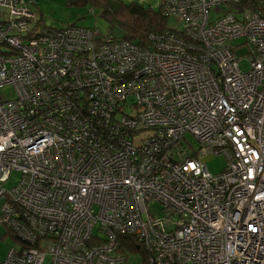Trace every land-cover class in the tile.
I'll return each instance as SVG.
<instances>
[{
    "label": "built area",
    "instance_id": "obj_1",
    "mask_svg": "<svg viewBox=\"0 0 264 264\" xmlns=\"http://www.w3.org/2000/svg\"><path fill=\"white\" fill-rule=\"evenodd\" d=\"M239 2L163 0L180 30L142 49L0 0V264H140L122 235L148 264H264V0Z\"/></svg>",
    "mask_w": 264,
    "mask_h": 264
},
{
    "label": "rangeland",
    "instance_id": "obj_2",
    "mask_svg": "<svg viewBox=\"0 0 264 264\" xmlns=\"http://www.w3.org/2000/svg\"><path fill=\"white\" fill-rule=\"evenodd\" d=\"M27 3V7L31 12L37 15L38 24L40 26L53 27L56 29H63L68 26H76L82 28H95L102 34L106 33V25L98 15V10L90 8L88 6H74L69 5L67 0H24ZM125 4H138L144 8H151L154 11L159 9L162 0H121ZM167 26L180 30V24L174 20V18L167 19ZM241 40H236L234 43H239ZM245 51L240 49L236 52V58L240 61L239 66L242 71L248 69L249 64L245 58ZM2 96L5 99H12L13 93L10 89L3 90ZM130 110L126 109V113ZM190 138V137H189ZM202 162L206 165L209 173L215 175L222 172L226 166V160L223 155L206 156L202 158ZM19 172L12 171L9 179L4 184V187L9 189L13 187L19 180ZM153 214L157 217H161L163 214L160 211L159 204H153ZM4 231V227L0 226V233ZM15 242L9 237L0 238V260H2L10 247Z\"/></svg>",
    "mask_w": 264,
    "mask_h": 264
},
{
    "label": "trees",
    "instance_id": "obj_3",
    "mask_svg": "<svg viewBox=\"0 0 264 264\" xmlns=\"http://www.w3.org/2000/svg\"><path fill=\"white\" fill-rule=\"evenodd\" d=\"M239 1L248 10L252 9L257 2V0ZM67 3L74 6H88L98 10L100 19L106 25L105 30L107 32L104 34L111 36L116 41L122 40L133 43L142 49L151 48V37L162 34L166 30L177 31L167 26L168 18L163 13V0L157 11L134 3L127 5L121 0H67ZM99 33L101 32L99 31ZM119 243L118 251L126 254H140V264H148L146 262L147 254L134 239L122 235L119 236Z\"/></svg>",
    "mask_w": 264,
    "mask_h": 264
},
{
    "label": "bare ground",
    "instance_id": "obj_4",
    "mask_svg": "<svg viewBox=\"0 0 264 264\" xmlns=\"http://www.w3.org/2000/svg\"><path fill=\"white\" fill-rule=\"evenodd\" d=\"M33 14L35 15V20L37 19V15L33 12Z\"/></svg>",
    "mask_w": 264,
    "mask_h": 264
}]
</instances>
